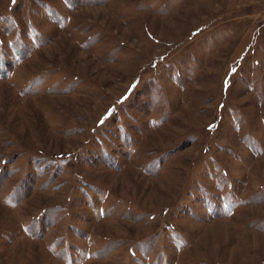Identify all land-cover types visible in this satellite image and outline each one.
<instances>
[{
  "label": "rangeland",
  "instance_id": "obj_1",
  "mask_svg": "<svg viewBox=\"0 0 264 264\" xmlns=\"http://www.w3.org/2000/svg\"><path fill=\"white\" fill-rule=\"evenodd\" d=\"M0 264H264V0H0Z\"/></svg>",
  "mask_w": 264,
  "mask_h": 264
}]
</instances>
